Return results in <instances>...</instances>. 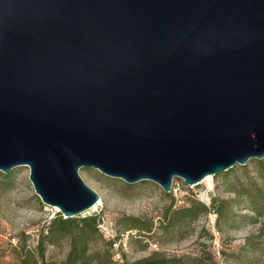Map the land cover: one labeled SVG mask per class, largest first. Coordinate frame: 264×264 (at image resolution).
I'll list each match as a JSON object with an SVG mask.
<instances>
[{
	"label": "water",
	"instance_id": "obj_1",
	"mask_svg": "<svg viewBox=\"0 0 264 264\" xmlns=\"http://www.w3.org/2000/svg\"><path fill=\"white\" fill-rule=\"evenodd\" d=\"M264 156V0H0V171L62 216L93 167L167 192Z\"/></svg>",
	"mask_w": 264,
	"mask_h": 264
},
{
	"label": "rangeland",
	"instance_id": "obj_2",
	"mask_svg": "<svg viewBox=\"0 0 264 264\" xmlns=\"http://www.w3.org/2000/svg\"><path fill=\"white\" fill-rule=\"evenodd\" d=\"M258 160L264 164V156L251 157L243 164L235 163L226 170L207 174L194 184H185L180 177L173 176L169 194L148 179L129 183L93 167H79V176L99 199L93 210L78 214L96 213L99 217V235L91 249L100 252L105 264L159 253L169 258V264H264V211L255 216L239 203L233 206L226 221L219 219L216 223V215L209 205L211 197L234 198L238 202L242 196L228 189L236 177L243 179L251 175ZM0 172L6 174L4 181H0V264H15L19 243L24 240L32 247L41 225L57 210L42 203L34 193L26 165H15L7 172ZM191 200L203 203L206 210L175 225L160 226L165 205L171 202V207H176ZM127 215L151 221V228L126 230ZM67 248L62 239L59 244L47 245L44 255L59 262Z\"/></svg>",
	"mask_w": 264,
	"mask_h": 264
},
{
	"label": "trees",
	"instance_id": "obj_3",
	"mask_svg": "<svg viewBox=\"0 0 264 264\" xmlns=\"http://www.w3.org/2000/svg\"><path fill=\"white\" fill-rule=\"evenodd\" d=\"M256 165L251 175H247L243 179L236 177L232 183L233 186L231 185L232 187L228 189L234 191L236 195L242 196L238 202L234 198L211 197L209 205L216 215V223L219 219L226 221L233 206H238L239 203L244 204L255 216L262 214L264 211V164L258 160ZM5 177L6 174L0 172V181H4ZM166 194L169 193L166 192ZM171 206L172 203L169 202L163 208L160 218L161 227L175 225L184 218H194L198 212H203L207 208L206 205L196 200L176 207ZM244 216L252 218L251 215L245 214ZM125 220L124 228L126 230L134 228L138 231H147L152 225L151 221H143L135 216L127 215ZM98 221L99 217L96 213L62 216L60 212L55 211L54 215L41 225L32 247L26 245L24 240L19 243L15 251L17 259L15 264H87L91 261L105 264L100 252L91 249V244L99 235ZM62 239L68 246L64 258L59 262L46 258L44 255L46 246L59 244ZM107 258H109L108 255ZM118 264H169V258L160 253L149 254L129 261L123 260Z\"/></svg>",
	"mask_w": 264,
	"mask_h": 264
},
{
	"label": "bare ground",
	"instance_id": "obj_4",
	"mask_svg": "<svg viewBox=\"0 0 264 264\" xmlns=\"http://www.w3.org/2000/svg\"><path fill=\"white\" fill-rule=\"evenodd\" d=\"M206 176H208V175H206ZM206 176H204L203 178H205ZM97 203H99V199H97V201L89 209L93 210ZM52 207H54L56 209L55 206H52Z\"/></svg>",
	"mask_w": 264,
	"mask_h": 264
},
{
	"label": "built area",
	"instance_id": "obj_5",
	"mask_svg": "<svg viewBox=\"0 0 264 264\" xmlns=\"http://www.w3.org/2000/svg\"><path fill=\"white\" fill-rule=\"evenodd\" d=\"M172 184V183H171ZM171 184H170V186H171Z\"/></svg>",
	"mask_w": 264,
	"mask_h": 264
}]
</instances>
